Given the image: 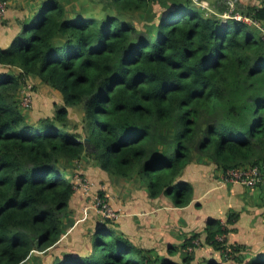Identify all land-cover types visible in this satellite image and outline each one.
I'll use <instances>...</instances> for the list:
<instances>
[{"label":"trees","instance_id":"16d2710c","mask_svg":"<svg viewBox=\"0 0 264 264\" xmlns=\"http://www.w3.org/2000/svg\"><path fill=\"white\" fill-rule=\"evenodd\" d=\"M71 1L43 0L12 44L0 47V264H25L73 225L77 189L68 165L76 161L139 179L152 198L171 196L179 207L192 201L184 173L195 160L223 173L264 170L262 30L210 15L193 0H86L80 11L78 4L70 10ZM261 2L247 15L264 28ZM28 78L62 95L54 117L31 119L22 104ZM74 107L84 109L79 132L70 127ZM238 219L236 213L225 223L210 219L202 232L204 244L224 259L244 249L227 239ZM108 223L91 232L90 254L51 264L156 263ZM187 256L183 264L193 262ZM239 260L264 264V251Z\"/></svg>","mask_w":264,"mask_h":264},{"label":"crops","instance_id":"0c3cea01","mask_svg":"<svg viewBox=\"0 0 264 264\" xmlns=\"http://www.w3.org/2000/svg\"><path fill=\"white\" fill-rule=\"evenodd\" d=\"M42 2L9 0L8 10L0 23V47L7 48L12 44L39 11ZM261 4L259 1L257 6ZM55 98L63 101L62 95L57 94ZM223 174L214 163L195 160L190 164L184 179L192 183L194 194L191 203L184 207L176 206L171 196L152 198L147 192V186L139 179L106 174L103 189L119 213L118 218L108 224L113 230L127 236L134 246L150 251L149 256L155 264H161L164 258L183 264L182 259L189 254H193V264H206L203 258L219 256L217 251L203 241L205 235L202 232L209 220L219 219L225 223L230 213H236L239 219L229 225L231 231L227 235L228 243L241 245L244 247L242 253L251 258L264 251V184L255 188L227 184L223 182ZM89 207L86 199L77 192L70 209L77 210L79 215L74 212L76 217L70 219L73 225L58 242L69 246L62 247L60 252L56 250L53 260L66 254L91 253V232L105 220L99 214L100 217L97 215L93 220L90 217L93 212L89 213ZM71 229H74L75 235H72ZM81 232L84 235L80 237ZM195 233L202 234L203 246L190 253L184 244ZM75 243L78 244L74 246ZM79 246L80 252L76 251Z\"/></svg>","mask_w":264,"mask_h":264},{"label":"rangeland","instance_id":"374dc122","mask_svg":"<svg viewBox=\"0 0 264 264\" xmlns=\"http://www.w3.org/2000/svg\"><path fill=\"white\" fill-rule=\"evenodd\" d=\"M203 1L205 3L200 2L197 5H202V8L205 9L206 12H208V14L218 15L224 20H226L233 17L236 14L246 15L249 8L253 6H257L258 2L261 0H203ZM232 1H233V6H232ZM85 3L86 0H72L68 5L70 6V10H71V7L73 9V7L74 6L76 7V4H78L79 5L78 9L80 11L82 10L83 5H86L85 9L88 7L87 4ZM156 8L159 9V7ZM76 9H74V11H76ZM99 11H100V7L95 8L93 15L98 16L100 14ZM139 25L141 27L144 26L143 23ZM16 71L18 73L19 69H16ZM27 82H30L34 85L33 86L31 84L34 87V88L32 87V92L34 94V102L32 106L27 107L30 109L28 113H30L31 119L37 121L42 117H54L57 108L64 104L62 99L55 98L56 96L55 92L58 95H60L57 92V90L53 89L48 84H44L43 82L41 83V81H36L34 78H28L25 84H27ZM69 111H70V119H71V124H70L71 129L75 132L82 131V127H83L82 122L84 117L83 107L70 108ZM68 169L71 170L75 175V178L73 180L76 183L77 192H79L80 195L86 199V202L90 206L88 208L89 213L93 212V215L90 217H92L93 220L96 219L95 217L99 214V212L96 208V202L93 203V201L96 197L100 198L99 193L101 192L105 193L103 186L105 185L107 180L106 174L102 170L97 168V166H94L93 162L85 159H82L81 161H76L68 165ZM74 212L77 213V216L79 215L77 210L74 211L72 209L73 217H76L74 215ZM72 235H75L74 229L72 230ZM82 235L84 234L81 232L80 237ZM77 244L78 243H75L74 246ZM65 246H69V245L65 243H56L53 247H50L45 252L35 251L31 256V258L25 264H51L53 258L55 257V251L58 250L60 252L61 248ZM201 246H203L202 243L198 247ZM76 251L80 252V246L76 249ZM218 254L219 256L217 255V257L214 258L219 259V261H221L222 264H245V262H242L240 260L238 261V258L244 255L242 252L236 253L235 258H233L234 254L226 255L225 256L226 259H224V255H222L221 253L218 252ZM203 259L206 260L207 258L205 257Z\"/></svg>","mask_w":264,"mask_h":264},{"label":"built area","instance_id":"2783aa9c","mask_svg":"<svg viewBox=\"0 0 264 264\" xmlns=\"http://www.w3.org/2000/svg\"><path fill=\"white\" fill-rule=\"evenodd\" d=\"M195 4H199L200 2H204L203 0H193ZM205 3V2H204ZM202 6V5H199ZM233 6V1H232ZM8 10V3L5 1L0 0V23L2 22L6 12ZM232 19H236L248 25H252L264 33V28L260 21L255 19L249 15H242L236 14ZM32 85L31 83L28 84L23 91V101L22 104L25 107H30L33 105L34 102V94L32 92ZM223 182L227 184H238L248 188H255L261 184H264V170H262L258 166H250V167H241V168H234L229 169L223 174ZM96 202V208L104 220H115L118 218L119 213L114 209L111 205L107 197L102 198H95L93 203ZM224 237H218L219 240H223ZM202 243V239L198 238L192 242V246L187 247V250L192 253L195 249Z\"/></svg>","mask_w":264,"mask_h":264}]
</instances>
